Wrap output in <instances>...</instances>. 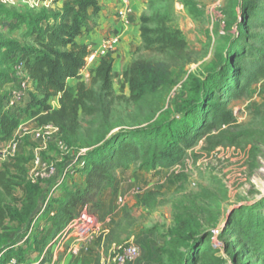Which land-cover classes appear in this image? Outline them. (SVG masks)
<instances>
[{"label":"trees","instance_id":"16d2710c","mask_svg":"<svg viewBox=\"0 0 264 264\" xmlns=\"http://www.w3.org/2000/svg\"><path fill=\"white\" fill-rule=\"evenodd\" d=\"M98 10L99 0H65L59 8L41 6L25 12L0 11L10 18L3 20V26L13 29L25 25L24 41L0 39V141L12 137L25 116L37 115L35 106H39L43 113L36 117L39 124L52 123L58 128L59 140L73 156L72 171L84 174L82 185L66 187L65 196L57 198L48 196L47 184L42 186L39 179L29 177L30 156H16L11 166L0 169V264H8L12 258L24 264L23 245L31 238L34 243H45L46 238L39 237L40 219L52 228V238L85 205L99 207L97 193L115 185L116 169H127L135 163L146 168L179 164L185 157L184 147L214 131L222 133L237 126L233 111L212 103V97L219 96L217 93L224 83L229 84L228 88L225 85L227 97H233L264 78V52L247 41L238 58L245 59L251 67L249 71L240 70L234 75L233 69L224 63V57L203 78L190 79L192 93L186 99L177 96L173 110L160 105L155 96L169 90L175 76L192 62L183 32L170 24L171 5L167 4L153 9L149 16H140V38L147 55L133 59L123 68L122 94L117 95L113 90V58L109 53L90 68L87 81L80 75L90 48L77 43L76 37L88 28ZM231 12L234 14V10ZM18 62L22 63L24 77L32 88L31 97L27 104L7 107L6 95L1 91L17 78ZM69 78L77 79L72 88L67 86ZM125 86L128 97L123 95ZM52 97H58L56 109L48 104ZM121 101L148 107L146 124L137 127L114 124L119 121L115 105ZM221 143L215 141L214 146ZM81 159L83 165L79 163ZM16 190L21 192L19 197L14 195ZM156 194L154 191L138 195L137 201L147 206ZM255 208L252 205L235 211L233 232L238 238L235 243L242 247L243 258V262L236 264H264V214H254ZM243 210L249 211L243 214ZM30 229L32 232L28 233ZM203 235L200 225L189 229L185 251L172 250L167 264H229L210 248L201 250L200 255H190L194 248L198 249L196 242ZM172 237L175 245L184 240ZM113 238L114 229L98 238V255L93 264H101Z\"/></svg>","mask_w":264,"mask_h":264},{"label":"rangeland","instance_id":"374dc122","mask_svg":"<svg viewBox=\"0 0 264 264\" xmlns=\"http://www.w3.org/2000/svg\"><path fill=\"white\" fill-rule=\"evenodd\" d=\"M63 1L0 0V11L25 12L41 6L59 8ZM144 3L141 15L147 16L155 8L171 5L170 24L183 32L192 56V62L175 76L174 85L155 96L164 108L173 110L177 96L186 99L192 93L190 79L203 78L224 57V63L233 69L234 75L240 70L243 73L249 71L251 67L245 59L238 58L247 41L248 45L264 52V0H145ZM3 20L10 21V18L0 14V39L24 41L25 25L10 29L2 25ZM88 27H92V22ZM146 55L141 41L131 61ZM22 74L23 71H19L14 81L24 84L27 104L31 92ZM120 81L113 85L117 95L122 94ZM225 85L228 88L229 84L224 83L217 93L219 96L212 97V103H220L232 110L237 126L222 133L214 131L184 147L185 157L179 164L146 168L135 163L127 169H116L115 185L104 187L97 193L99 207L85 205L81 208L94 215L99 224L91 240L78 246L74 253V239L59 236L52 242V228L42 218L37 226L42 228L39 237L46 238L45 243H34L31 238L28 244H24L23 263L93 264L98 255V238L114 229L112 245L130 241L139 245L137 242L140 241L144 246V258L132 264H167L172 250L185 251L184 242L189 238V229L199 225L204 235L196 242L198 249L194 248L190 255H200L201 250L210 248L225 257L229 264L243 262L242 247L235 243L238 238L233 232L235 211L256 205L254 214H264V78H259L233 97H227ZM123 95H129L127 86ZM223 96L227 98L221 99ZM35 109L40 117L43 114L40 107L35 106ZM115 110L119 121L114 124L125 127L144 125L149 116V109L143 104L121 101L115 105ZM37 119L32 121L37 126L43 125ZM28 128L32 129L29 125ZM219 140L222 143L214 146ZM14 143L17 152L12 155L9 148ZM19 155L31 158L37 155L42 163L55 165L56 172L52 176L39 180L42 186H49L52 197L63 198L66 187L83 184L84 174L72 171V153L61 146L58 135L50 140H39L17 132L0 141V169L11 166V160ZM33 168L27 164L28 172H33ZM154 191L158 194L147 206L138 203V195ZM20 194L19 190L14 192L17 197ZM172 235L184 240L175 245Z\"/></svg>","mask_w":264,"mask_h":264},{"label":"built area","instance_id":"2783aa9c","mask_svg":"<svg viewBox=\"0 0 264 264\" xmlns=\"http://www.w3.org/2000/svg\"><path fill=\"white\" fill-rule=\"evenodd\" d=\"M130 0H122L120 8L117 10L116 14L118 17L122 18L125 14L130 11ZM121 37L119 34L113 35L111 37L104 38L100 41L99 45L91 49L85 57V67H90L95 64L98 59L115 50V48L120 43ZM16 70L22 71V63L18 62L15 65ZM28 81L25 80V83ZM24 84L22 82H16V84L11 88L8 95H6V105L7 107L21 106L26 101V94L23 88ZM18 132L25 135H31L32 137L39 140H50L53 136L58 135V128L52 123H46L35 128H28L19 124L17 128ZM62 147L67 148L65 144L60 141ZM68 149V148H67ZM17 152V145L14 143L9 148V153L14 155ZM80 165H83V161L79 160ZM30 164L33 165V172H29V177L33 180H46L56 172V167L54 164H45L41 162V159L34 155L31 158ZM69 170V169H68ZM51 193V192H50ZM49 193L48 196L51 194ZM99 228L98 221L94 215L88 213L85 209H81L79 213L52 239V242L56 241L59 236L65 238H73L74 242L72 244L74 253L77 251L78 246H82L91 238L95 231ZM30 229L28 233H31ZM140 255V247L133 241L122 243L119 245H111L107 256L101 258V264H130L135 261ZM8 264H18L15 259H10Z\"/></svg>","mask_w":264,"mask_h":264},{"label":"crops","instance_id":"0c3cea01","mask_svg":"<svg viewBox=\"0 0 264 264\" xmlns=\"http://www.w3.org/2000/svg\"><path fill=\"white\" fill-rule=\"evenodd\" d=\"M144 1L145 0H130V11L125 14L124 17L120 18L117 16L116 12L120 8L122 0H99V10L95 14V16H93V19L91 21L92 27L90 29L89 27L86 29H82L81 33L76 37L77 43L86 44L89 48L94 49L99 45L102 39L111 37L116 34L120 35V43L115 48V50L110 53L111 57L113 58L112 79L113 81L115 79V83H113V85L117 84L116 82L119 81L123 68L131 61L134 50L141 43L139 24L140 15L145 7ZM88 13H92L91 8L88 9ZM93 66L85 67L80 72L81 78L83 80H86L88 78L89 70ZM21 76L22 78H24L25 73H23ZM76 83L77 79L75 78H69L67 80V86L70 88L74 87ZM15 84L16 81L7 84L3 88L1 93L8 95L11 88ZM27 85L30 87L29 82L27 83ZM29 90L31 91L32 88H30ZM48 104L54 109L58 108V97L50 98ZM37 116H39V114L34 116L30 115V117L25 116L20 124L27 127L29 125V127L31 128L37 127L35 122L32 121ZM17 132L18 130L16 129L14 135L17 134ZM137 243L140 247V255L135 261L144 258L145 253V248L142 243L140 241H138ZM33 264L40 263L36 262Z\"/></svg>","mask_w":264,"mask_h":264}]
</instances>
